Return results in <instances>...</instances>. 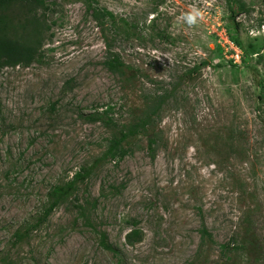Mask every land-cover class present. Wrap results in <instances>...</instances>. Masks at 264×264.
I'll use <instances>...</instances> for the list:
<instances>
[{
    "label": "rangeland",
    "instance_id": "1",
    "mask_svg": "<svg viewBox=\"0 0 264 264\" xmlns=\"http://www.w3.org/2000/svg\"><path fill=\"white\" fill-rule=\"evenodd\" d=\"M193 6L204 19L188 26ZM41 14L42 60L0 67V264H246L219 247L249 220L264 264V0H46ZM157 96L149 130L107 157Z\"/></svg>",
    "mask_w": 264,
    "mask_h": 264
},
{
    "label": "trees",
    "instance_id": "2",
    "mask_svg": "<svg viewBox=\"0 0 264 264\" xmlns=\"http://www.w3.org/2000/svg\"><path fill=\"white\" fill-rule=\"evenodd\" d=\"M87 8L91 11L92 18L97 23L102 20H109L113 28L122 30L126 35L133 34L135 28H128L123 20H116L112 13L93 8L89 3ZM45 10L46 0H0V67H26L42 60L41 49L45 34L49 30L47 21L41 14ZM106 64L111 72L126 68L118 58L109 59ZM163 99V96L155 97V100L145 109L142 117L122 126L108 141L105 155L111 159H116L117 156L121 157V154L124 155V144L149 130L153 118L161 109ZM149 143L152 145L154 141L150 139ZM85 176L86 174H75L71 181L53 187L47 195V206L39 222L45 221L57 206L68 202L77 190L78 182ZM95 205L96 203H93L91 206L94 207ZM80 211L81 214L85 215V208H81ZM244 223V231L239 236V240L234 239L236 243H234V240H228L222 243L219 248L226 259H228L230 252L240 251L246 264L248 262L250 264H260L262 260L256 255H260L261 251L255 240L250 220ZM98 234L100 247L112 252L106 236ZM201 235L211 241V236L205 228L201 230ZM137 237H139V234L136 231L126 235L127 244H134L138 240ZM23 238L24 235L21 233L14 235L15 241H20Z\"/></svg>",
    "mask_w": 264,
    "mask_h": 264
},
{
    "label": "clouds",
    "instance_id": "3",
    "mask_svg": "<svg viewBox=\"0 0 264 264\" xmlns=\"http://www.w3.org/2000/svg\"><path fill=\"white\" fill-rule=\"evenodd\" d=\"M178 19L188 26H194L204 19V12L199 7L193 6L190 11L183 13Z\"/></svg>",
    "mask_w": 264,
    "mask_h": 264
},
{
    "label": "built area",
    "instance_id": "4",
    "mask_svg": "<svg viewBox=\"0 0 264 264\" xmlns=\"http://www.w3.org/2000/svg\"><path fill=\"white\" fill-rule=\"evenodd\" d=\"M221 39H223V38H221ZM226 43H227V40H225V39H223ZM227 44H229V46L232 48V43H227ZM234 58H235V61H237L238 59H239V55H238V53H236V55L234 56Z\"/></svg>",
    "mask_w": 264,
    "mask_h": 264
}]
</instances>
